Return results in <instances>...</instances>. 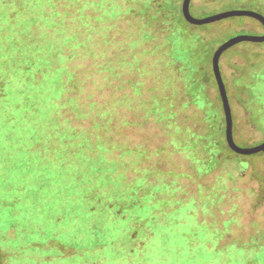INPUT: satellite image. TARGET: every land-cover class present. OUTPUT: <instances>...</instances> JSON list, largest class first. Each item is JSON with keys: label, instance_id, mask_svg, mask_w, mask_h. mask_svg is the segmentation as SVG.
<instances>
[{"label": "trees", "instance_id": "trees-1", "mask_svg": "<svg viewBox=\"0 0 264 264\" xmlns=\"http://www.w3.org/2000/svg\"><path fill=\"white\" fill-rule=\"evenodd\" d=\"M217 1L264 15V0ZM182 3L0 0V215L13 232L0 264H264V230L225 243L237 218L208 221L251 167L227 143L212 70L246 20L192 25ZM250 46L261 48L221 72L264 134V43ZM126 88L166 138L153 151L122 138L131 122L119 110L133 102L101 96ZM174 154L186 169L135 168ZM249 176L264 201V169Z\"/></svg>", "mask_w": 264, "mask_h": 264}, {"label": "rangeland", "instance_id": "rangeland-1", "mask_svg": "<svg viewBox=\"0 0 264 264\" xmlns=\"http://www.w3.org/2000/svg\"><path fill=\"white\" fill-rule=\"evenodd\" d=\"M180 2H182V0H180ZM205 5L209 7H206ZM190 11L194 18L203 19L224 12L225 9L222 8L217 0H192ZM241 18L246 20L245 24L240 28H235V30L231 32V35L255 36L264 33L263 26L255 19L249 17ZM229 21L232 20L226 19L221 21L222 24L218 25L217 29L224 30L228 28L231 24ZM242 44L245 45V48H238L240 50L238 52L235 48H232L226 51L221 57L220 64L226 79H229L233 75L235 66L242 65L245 62L243 50L246 49V52L251 54L252 51H257L261 48L250 46L253 45V43L246 42ZM126 78L127 76L123 74L117 82L115 81V85L120 87L122 81ZM154 81L155 78L153 75L145 78L146 86L143 91V100L150 98V94L147 92L146 88L152 87ZM229 93L231 97V108L235 118L234 139L236 144L241 148H250L260 145L264 142V134L257 128V124L247 120L249 112L245 108H242L239 102L234 98L233 91L230 90ZM111 95L120 100L127 97L129 101L133 102L129 107L127 106L128 104H122L119 110V118L131 122V125L128 128H122L120 132L124 142L131 146H139L146 142V147L149 148L150 151H153L156 147L166 142L165 136H163L161 129L154 121L151 120L147 124L144 123L143 107L138 103L139 98L136 97V100L134 99V91L132 88H126L124 90L119 89L117 92H113L111 89H105L103 93H101V96L106 100ZM246 158V161L251 163L247 176L234 186L236 187L235 190L228 192L227 197L222 204L221 213L218 215V218L216 217L212 219L208 217L210 223L213 221L219 222L218 224L220 227H223L225 221L230 218V221H232V217L237 218L235 224H233L231 228L232 236L226 237V239H224L225 243L230 242L232 237L239 238L249 234L254 228L264 230V201L258 200L261 187L257 180L254 181L249 176L253 170L258 171L264 169V152L246 156ZM160 161L154 156H149V160H146L145 163H138L135 168L139 174H142L147 169L153 168L182 171L188 167L187 161H185L184 156L181 154H174V161L176 163H161ZM216 176L217 174H214L209 177L207 181L213 183ZM230 185L233 186L229 183V186ZM3 215L4 214L0 215V245L2 248H4L9 241L8 236L13 233L8 232L10 229V222L8 217Z\"/></svg>", "mask_w": 264, "mask_h": 264}, {"label": "water", "instance_id": "water-1", "mask_svg": "<svg viewBox=\"0 0 264 264\" xmlns=\"http://www.w3.org/2000/svg\"><path fill=\"white\" fill-rule=\"evenodd\" d=\"M192 0H183L182 3V12L184 15V18L192 25L196 26H203V25H210L213 23H217L226 19L235 18V17H249L253 18L256 21H258L263 27H264V15L261 13H258L256 11H250V10H241V9H234V10H227L224 12H221L216 15H212L203 19H196L192 16L190 11ZM257 43V44H263L264 43V33L262 35H237L234 36L224 43H222L214 52L212 57V70L213 74L216 80L217 88L219 91V95L221 98V103L224 111L225 116V135L226 140L231 148L232 151H234L237 154L243 155V156H251L255 155L261 152H264V142L261 143L258 146L250 147V148H241L239 147L234 139V121H233V112L231 108L230 99L228 96V91L223 79V75L221 72V66L220 61L223 54L230 50L231 48L242 44V43Z\"/></svg>", "mask_w": 264, "mask_h": 264}, {"label": "flooded vegetation", "instance_id": "flooded-vegetation-1", "mask_svg": "<svg viewBox=\"0 0 264 264\" xmlns=\"http://www.w3.org/2000/svg\"><path fill=\"white\" fill-rule=\"evenodd\" d=\"M264 28V27H263Z\"/></svg>", "mask_w": 264, "mask_h": 264}]
</instances>
